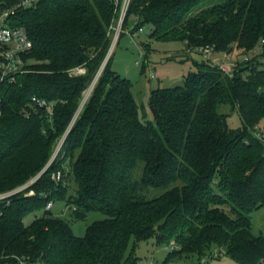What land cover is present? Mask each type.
Listing matches in <instances>:
<instances>
[{"label": "trees", "instance_id": "1", "mask_svg": "<svg viewBox=\"0 0 264 264\" xmlns=\"http://www.w3.org/2000/svg\"><path fill=\"white\" fill-rule=\"evenodd\" d=\"M201 1L132 0L125 22L150 24L152 37L180 40L187 51L258 53L232 75L211 60L196 62L183 84L152 90V120L141 116L132 81L107 58L113 0H41L17 11L14 23L34 45L28 70L0 82V191L37 178L0 216V264L17 257L137 264V254L126 255L130 242L152 236L173 240V253L264 264V236L251 230V212L264 206V141L252 130L264 126V0H217L191 14ZM79 66L84 72H73ZM33 96L52 101V115ZM222 105L239 112L240 126L230 125ZM53 199L66 200L76 218L89 210L107 216L78 236L46 209Z\"/></svg>", "mask_w": 264, "mask_h": 264}, {"label": "rangeland", "instance_id": "2", "mask_svg": "<svg viewBox=\"0 0 264 264\" xmlns=\"http://www.w3.org/2000/svg\"><path fill=\"white\" fill-rule=\"evenodd\" d=\"M215 2L217 0H202L191 14ZM131 18L132 16L123 26L131 33L136 34L132 35L130 32L125 31L117 42L113 44V51L110 54L112 56L111 66L115 72L132 81V92L139 104L141 116L145 114L144 119L152 120L153 116L149 103L152 90L159 87H172L183 84L185 75L190 70L196 69V62H202L206 58L199 50L187 51L186 45L180 40L152 37V25L143 26L141 31L139 30L140 27H137V24ZM257 51L254 54L250 52L246 55L253 57L258 53ZM233 54L236 55L237 61H240V57L244 53ZM142 55L145 56L147 61ZM144 64H146V67L143 71ZM221 110L230 114L228 121L231 126L238 127L241 125L240 115L237 110L230 109L227 105H222ZM61 139L57 142L55 151ZM140 173L141 166L139 164L135 175L139 176ZM69 186L70 191L75 193L76 184L72 179L69 180ZM162 191L164 189L158 188L154 192L159 194ZM66 203V200H54V206L51 211L54 215H59L69 220L73 232L78 236H84L88 225L93 221L107 216L101 210H89L83 217L76 218L72 207H68ZM42 213L43 210L31 212L24 217V222L28 224ZM251 230L255 235L264 236V206L251 212ZM174 249H178V247L173 240L168 244L158 243L156 237L152 236L149 239L138 242L137 245H134L132 240L127 248L126 255L132 252L137 254V264H239L226 253L220 257L209 253L199 256L197 253H173Z\"/></svg>", "mask_w": 264, "mask_h": 264}, {"label": "built area", "instance_id": "3", "mask_svg": "<svg viewBox=\"0 0 264 264\" xmlns=\"http://www.w3.org/2000/svg\"><path fill=\"white\" fill-rule=\"evenodd\" d=\"M40 1L41 0H18L12 5H0V82L6 80H9L10 82L16 81L17 75L23 74L28 70L27 65L29 60H26L25 57L33 49V40L31 39L25 26L14 23V16L21 8H36ZM131 1L132 0H113L116 14L113 17L108 30V34L111 37V45L107 57L110 56L111 52L113 51V44L117 42L121 34L125 31L130 32L124 28L123 24L125 23ZM139 30L142 31L143 27H140ZM131 34L135 35L136 33ZM199 51L204 54L206 59L211 60L214 64L218 65L222 71L230 75H232L235 66L239 62V60L237 61L236 59V55L232 52H219L209 45L200 47ZM142 57L145 58L144 55H142ZM249 58L251 57L243 54L240 57V61H246L249 60ZM145 61H147L146 58ZM137 62L139 63V61ZM73 72L82 73L84 72V67H76L73 69ZM32 99L37 103V105L45 107L48 113L52 115L54 106L52 101H47L46 99L38 96H33ZM1 113L2 108L0 104V114ZM253 133L264 141V126H256L253 129ZM62 143L63 140H61L53 157H56L58 154ZM36 178L37 176L14 188L0 191V216L3 215L5 209L11 205L14 197L29 187ZM53 178L57 181H61L64 178L63 171H55L53 173ZM33 193L34 190L30 189L29 191L25 192V195ZM53 206L54 200H50L46 206V209L52 210ZM68 207L71 208L70 205H68ZM72 209H74V207H72ZM15 264H46V262L41 258L17 257Z\"/></svg>", "mask_w": 264, "mask_h": 264}, {"label": "bare ground", "instance_id": "4", "mask_svg": "<svg viewBox=\"0 0 264 264\" xmlns=\"http://www.w3.org/2000/svg\"><path fill=\"white\" fill-rule=\"evenodd\" d=\"M91 90H92V87L91 88H89L86 92H85V98H84V100L83 101H85V99H87V97L90 95V93H91Z\"/></svg>", "mask_w": 264, "mask_h": 264}, {"label": "water", "instance_id": "5", "mask_svg": "<svg viewBox=\"0 0 264 264\" xmlns=\"http://www.w3.org/2000/svg\"><path fill=\"white\" fill-rule=\"evenodd\" d=\"M107 58H108V57H107ZM107 58H106V59H107ZM104 64H105V61H104V63L102 64V67H101V68H103ZM83 100H84V99H83ZM83 103H84V101L82 102V104H83Z\"/></svg>", "mask_w": 264, "mask_h": 264}]
</instances>
